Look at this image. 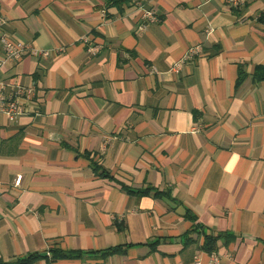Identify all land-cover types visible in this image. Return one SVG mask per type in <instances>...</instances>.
<instances>
[{"label":"crops","instance_id":"0c3cea01","mask_svg":"<svg viewBox=\"0 0 264 264\" xmlns=\"http://www.w3.org/2000/svg\"><path fill=\"white\" fill-rule=\"evenodd\" d=\"M0 17L34 49L0 72L34 89L19 121L0 113L1 264H264V0Z\"/></svg>","mask_w":264,"mask_h":264},{"label":"built area","instance_id":"2783aa9c","mask_svg":"<svg viewBox=\"0 0 264 264\" xmlns=\"http://www.w3.org/2000/svg\"><path fill=\"white\" fill-rule=\"evenodd\" d=\"M231 5L237 6L241 3V0H230ZM144 17L149 22L158 20V16L154 11H146ZM6 21L0 17V47L2 53H0V72L11 62L17 61L24 57L28 52L34 49L23 41H18L10 37L8 32L5 30L4 25ZM147 25H144L146 27ZM94 53L97 48L93 49ZM202 51L201 45L193 46L186 59L188 60L193 55H197ZM42 54L48 55L49 53L43 52ZM183 62H179L176 66V70L182 69ZM33 88H25L17 85L12 91H8L7 85L4 80L0 79V113L8 115L13 121H19L20 117L25 114L27 109L21 101V97H30L33 95ZM22 181V175H18L16 178V185H20ZM212 260L218 262V257L212 255ZM196 264H201V260L198 259Z\"/></svg>","mask_w":264,"mask_h":264},{"label":"trees","instance_id":"16d2710c","mask_svg":"<svg viewBox=\"0 0 264 264\" xmlns=\"http://www.w3.org/2000/svg\"><path fill=\"white\" fill-rule=\"evenodd\" d=\"M118 2H127V1H129V0H117ZM261 69L262 70H264V68L263 67H261ZM258 76H259V74H258ZM259 77H261V78H264V74H262L261 76H259ZM193 218H194V216H192ZM216 239H218V237H213L212 238V242L210 241V242H208L207 243V248H208V250H210V251H213L214 249H215V241H216ZM57 253H58V251H56V254H55V256L57 255ZM29 263V261L28 262H22V264H28ZM1 264V263H0Z\"/></svg>","mask_w":264,"mask_h":264},{"label":"water","instance_id":"95a60500","mask_svg":"<svg viewBox=\"0 0 264 264\" xmlns=\"http://www.w3.org/2000/svg\"><path fill=\"white\" fill-rule=\"evenodd\" d=\"M42 254H43V255H47L48 253L45 252V253H42Z\"/></svg>","mask_w":264,"mask_h":264}]
</instances>
